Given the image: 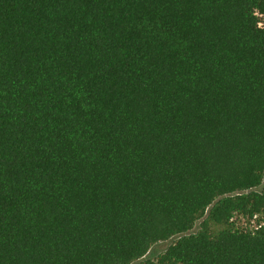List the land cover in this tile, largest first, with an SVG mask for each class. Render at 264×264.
<instances>
[{
    "label": "trees",
    "instance_id": "16d2710c",
    "mask_svg": "<svg viewBox=\"0 0 264 264\" xmlns=\"http://www.w3.org/2000/svg\"><path fill=\"white\" fill-rule=\"evenodd\" d=\"M263 17L0 0V264H264Z\"/></svg>",
    "mask_w": 264,
    "mask_h": 264
},
{
    "label": "rangeland",
    "instance_id": "374dc122",
    "mask_svg": "<svg viewBox=\"0 0 264 264\" xmlns=\"http://www.w3.org/2000/svg\"><path fill=\"white\" fill-rule=\"evenodd\" d=\"M262 20H264V17L262 18ZM264 23V21H263ZM264 187V181H263V184L261 186V188ZM235 223L237 225H244V226H254L255 225V222H250V225L247 223V221L245 219H242V218H236L235 220ZM198 226H199V223H197L195 225V227L193 228V232H196L198 230ZM172 242V240H169V241H165V242H159L157 244H154L150 249L149 251L147 252V254L144 256V259H151V260H157L158 256H160V254H162L164 252V250L167 248V246Z\"/></svg>",
    "mask_w": 264,
    "mask_h": 264
}]
</instances>
